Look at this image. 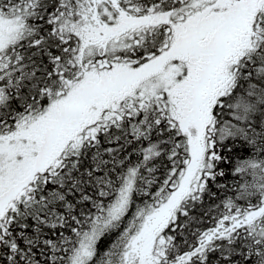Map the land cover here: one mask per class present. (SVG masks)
Instances as JSON below:
<instances>
[{
  "label": "snow or ice",
  "instance_id": "1",
  "mask_svg": "<svg viewBox=\"0 0 264 264\" xmlns=\"http://www.w3.org/2000/svg\"><path fill=\"white\" fill-rule=\"evenodd\" d=\"M0 264H264V0H0Z\"/></svg>",
  "mask_w": 264,
  "mask_h": 264
}]
</instances>
